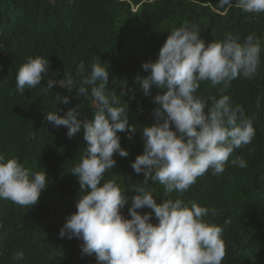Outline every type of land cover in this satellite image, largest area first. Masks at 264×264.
<instances>
[{
    "label": "trees",
    "instance_id": "16d2710c",
    "mask_svg": "<svg viewBox=\"0 0 264 264\" xmlns=\"http://www.w3.org/2000/svg\"><path fill=\"white\" fill-rule=\"evenodd\" d=\"M222 11L218 0H0V153L17 158L30 171H45L48 181L36 205L0 199V264H97L94 254L82 255V240L59 237L65 218L86 194L70 173L86 151L83 130L68 138L65 127L45 120L57 108L63 116L77 105L78 119L91 120L96 104L90 95L77 97L75 90L69 93L59 85L47 94L41 89L47 80L59 81L66 73L79 80V63L90 68L99 60L108 72L107 91L127 93L121 103L128 105L129 123L137 129L131 140L117 133L129 155H114L116 165L102 183L113 180L129 196L136 187H145L158 204L166 199H182L189 206L196 202L210 209L205 222L224 229L222 264H264V13L235 7L226 15ZM190 24L200 26L205 44L227 34L240 42L252 33L260 38V64L253 78L239 76L224 92L223 85L212 87L205 81L197 92L209 106V97L229 95L251 118L256 134L250 144L234 151L222 174L213 176L209 170L187 192L166 195L162 185L150 179L144 184L143 174L130 166L143 154L142 128L155 123L152 97L162 91L153 87L145 97L135 78L148 75L142 65L157 59L172 30ZM38 55L48 59L49 73L41 85L19 94L16 73L28 57ZM60 96H70L69 103L60 105ZM236 157L247 167L233 166ZM128 207L130 202L121 210L125 218H130ZM151 222L156 223L155 217ZM17 252L23 253L22 260L13 259Z\"/></svg>",
    "mask_w": 264,
    "mask_h": 264
},
{
    "label": "clouds",
    "instance_id": "9594fccd",
    "mask_svg": "<svg viewBox=\"0 0 264 264\" xmlns=\"http://www.w3.org/2000/svg\"><path fill=\"white\" fill-rule=\"evenodd\" d=\"M218 4L222 15L233 7L250 14L264 13V0H218ZM201 30L195 24L172 30L157 59L142 65L148 75L135 78L145 97L153 87L162 91L152 97L155 123L142 128L143 154L130 166L143 174L144 184L150 179L162 185L166 195L187 192L209 170L213 176L222 174L234 151L250 144L256 134L251 118L242 106L233 105L229 95L209 97V106L197 92L201 82L223 85L224 92L239 76L253 78L260 64V38L252 33L240 42L238 36L227 34L223 40L205 44ZM48 73L47 58L28 57L16 73L18 93L23 95L25 89L41 85ZM76 73L79 80L66 73L59 81L47 80L41 89L47 94L59 85L69 93L75 90L77 97L90 95L96 104L91 120L78 119L79 105L63 116L57 114L59 108L45 115L54 127H65L68 138L83 130L87 145L70 172L86 194L76 202V211L65 218L59 237L82 240V255L94 254L97 264H222L224 229L205 222L203 217L210 209L196 202L189 206L182 199L158 204L145 187H136L135 194L129 196L113 180L102 183L104 174L116 165L114 155H129L117 133L124 132L131 140L137 129L129 123L128 105L121 103V96L127 93L118 96L116 91H107L108 72L100 60L90 68L81 61ZM60 97V105L69 103L70 96ZM231 164L247 167L241 157L232 159ZM46 175L0 153V199L25 207L36 205L48 186ZM129 202L130 218H125L121 210ZM145 207L151 211H137ZM23 258L22 252L13 257L17 261Z\"/></svg>",
    "mask_w": 264,
    "mask_h": 264
}]
</instances>
